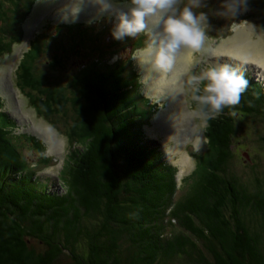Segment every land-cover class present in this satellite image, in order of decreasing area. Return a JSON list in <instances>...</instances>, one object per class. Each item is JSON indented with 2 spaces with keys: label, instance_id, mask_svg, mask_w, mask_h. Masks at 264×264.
<instances>
[{
  "label": "trees",
  "instance_id": "1",
  "mask_svg": "<svg viewBox=\"0 0 264 264\" xmlns=\"http://www.w3.org/2000/svg\"><path fill=\"white\" fill-rule=\"evenodd\" d=\"M22 1L0 0V22ZM254 5L264 20V0ZM95 65L73 81L87 143L72 154L61 192L27 170L0 115V264H264V184L249 185L232 166L236 117L264 121V88L245 77L240 103L207 121L210 163L175 201L176 170L142 141L115 67Z\"/></svg>",
  "mask_w": 264,
  "mask_h": 264
},
{
  "label": "rangeland",
  "instance_id": "2",
  "mask_svg": "<svg viewBox=\"0 0 264 264\" xmlns=\"http://www.w3.org/2000/svg\"><path fill=\"white\" fill-rule=\"evenodd\" d=\"M201 4L192 10L206 14L205 47L179 55L165 72L155 70L149 51L154 32L162 31L159 15L146 17L145 29L135 37L116 40L112 35L117 23L114 13L128 11L131 0H112L111 5L105 0H24L7 8L8 18L0 22V37H4L0 44V115L11 121L10 140L27 170L52 192H61L72 154L82 153L87 143L88 116L75 103L73 81L95 64L104 70L113 66L140 114L142 141L158 149L164 162L176 170L175 201L181 200L196 171L210 163L208 151H213L207 138L208 122L192 113L190 94L185 91L188 76L227 63L264 88V68L259 63H247L227 52L241 45L240 50L264 58V20L254 0H247V11L242 7L239 14L234 13L231 0H201ZM184 6H191L190 0H181L177 7L182 10ZM4 45L9 50L2 53ZM27 66L33 67L37 78H27L23 69ZM42 80L55 84L49 89ZM174 95L180 100L177 106ZM178 113L189 124L193 122V139L179 140L185 122H167L168 116L173 121ZM236 118L239 135L233 145V170L249 185L256 177L264 184V121L242 115ZM219 119L220 115L211 120L218 123ZM71 131H75L73 137ZM29 137L38 144H32ZM51 140L59 141L60 150L51 151ZM181 154L190 158L187 165L180 162Z\"/></svg>",
  "mask_w": 264,
  "mask_h": 264
},
{
  "label": "clouds",
  "instance_id": "3",
  "mask_svg": "<svg viewBox=\"0 0 264 264\" xmlns=\"http://www.w3.org/2000/svg\"><path fill=\"white\" fill-rule=\"evenodd\" d=\"M111 5L112 0H105ZM181 0H131L128 11L115 14L117 23L112 31L116 40L135 37L145 29L146 17L159 15L162 31H155L149 46L156 71L172 69L177 57L185 52H199L206 44V14L197 15L192 7H201V0H190L191 6L179 9ZM233 11H247V0H231ZM235 27V25H233ZM248 87L242 74L227 63L208 66L188 76L185 91L190 94L192 113L207 122L219 116L225 107L234 108ZM235 115V112L231 113Z\"/></svg>",
  "mask_w": 264,
  "mask_h": 264
},
{
  "label": "bare ground",
  "instance_id": "4",
  "mask_svg": "<svg viewBox=\"0 0 264 264\" xmlns=\"http://www.w3.org/2000/svg\"><path fill=\"white\" fill-rule=\"evenodd\" d=\"M241 42H242V40H241ZM244 42V41H243ZM245 45V44H244ZM244 47V46H243ZM240 48H241V45H239L238 47L236 46V47H229L228 48V50H227V52L228 53H230V55H234L233 57H236L237 56V58L238 57H242V59H244V61L245 62H247V63H254L255 61H256V63H259V67H262V68H264V58H262V57H258L259 58V60H258V58H257V56H254L253 54H251V55H249L248 53H246L244 50H240ZM221 52V51H220ZM235 53V54H234ZM227 54V53H226ZM229 55V54H228ZM263 56H264V54H263ZM219 57V56H218ZM229 57V56H228ZM145 62V61H144ZM242 63V62H241ZM183 64V63H182ZM183 66V65H182ZM150 67V66H149ZM148 70V69H147ZM262 71V70H261ZM264 71V70H263ZM149 72V71H148ZM177 72V71H176ZM179 72V71H178ZM174 74V73H173ZM177 75V74H176ZM148 77V76H147ZM160 77V76H159ZM176 77V76H175ZM169 79V78H168ZM172 79V78H171ZM177 80H178V77H177ZM155 82V81H154ZM164 83V82H163ZM179 83V82H178ZM152 84V83H151ZM157 87H159V85L157 86ZM169 89V88H168ZM174 90V89H173ZM172 92V91H171ZM170 92V93H171ZM157 93H159V91H157ZM178 94V93H177ZM176 94V95H177ZM178 97V96H177ZM175 95L172 97V100H174L173 102L175 103V105L177 106V105H179V98H177ZM176 103H178V104H176ZM172 108V107H171ZM177 108H179V111H181L180 110V106L179 107H177ZM169 110V109H168ZM171 110V109H170ZM176 114V113H175ZM162 116H163V113H162ZM164 116H166V115H164ZM176 117V119H174L173 121H169L170 120V117L168 116V123H170V124H172V122H185L184 123V130H182L181 132H180V136H179V140H181V141H183V140H187V139H193L194 137V127H193V125H192V121H191V123L189 124L187 121H185V119L183 118V115H182V117H180V115H179V113H178V115L177 116H175ZM181 118V119H180ZM191 118V117H190ZM189 118V119H190ZM166 122V121H165ZM168 125V124H167ZM199 138L200 137H198L197 138V140H196V143H199L200 141H199ZM58 150H60V145H59V141L58 142H56L55 140H51V151H54V152H56V151H58ZM180 162L183 164V166L184 165H187L189 162H190V158L187 156V155H183V154H181L180 155ZM182 166V165H181ZM187 167V166H186Z\"/></svg>",
  "mask_w": 264,
  "mask_h": 264
}]
</instances>
